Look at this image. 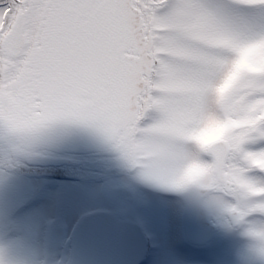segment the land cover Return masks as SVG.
<instances>
[{"label":"snow or ice","instance_id":"snow-or-ice-1","mask_svg":"<svg viewBox=\"0 0 264 264\" xmlns=\"http://www.w3.org/2000/svg\"><path fill=\"white\" fill-rule=\"evenodd\" d=\"M209 120L225 134L202 146ZM56 123L161 136L210 170L189 202L264 244V0H0V135Z\"/></svg>","mask_w":264,"mask_h":264},{"label":"flooded vegetation","instance_id":"flooded-vegetation-1","mask_svg":"<svg viewBox=\"0 0 264 264\" xmlns=\"http://www.w3.org/2000/svg\"><path fill=\"white\" fill-rule=\"evenodd\" d=\"M72 141L57 124L27 139L0 135V264H66L74 230L94 211L130 222L145 236L139 264H163L160 232L176 228L169 218L178 208L183 231L180 195L143 182L108 143L77 153L68 147ZM185 244L195 251L215 247ZM137 259L130 250L114 264Z\"/></svg>","mask_w":264,"mask_h":264},{"label":"water","instance_id":"water-1","mask_svg":"<svg viewBox=\"0 0 264 264\" xmlns=\"http://www.w3.org/2000/svg\"><path fill=\"white\" fill-rule=\"evenodd\" d=\"M57 131L64 137L73 136L68 147L77 152H94L105 142L93 130L72 123H56ZM185 204L184 232L186 240L197 246L206 245L216 236L214 227L207 213L197 208L188 199L181 196ZM133 224L97 211L85 217L75 229L70 256L66 264H114L119 254L130 251L132 244L137 247L145 244L140 233L134 231ZM125 252V253H124ZM131 264H137L132 262Z\"/></svg>","mask_w":264,"mask_h":264},{"label":"clouds","instance_id":"clouds-1","mask_svg":"<svg viewBox=\"0 0 264 264\" xmlns=\"http://www.w3.org/2000/svg\"><path fill=\"white\" fill-rule=\"evenodd\" d=\"M225 130V125L209 120L195 132L194 139L198 144L208 146L219 141ZM161 139V136H125L110 146L150 186L176 193L186 199L191 198L194 189L209 191L210 170L198 161H190L177 169L158 154L154 145Z\"/></svg>","mask_w":264,"mask_h":264},{"label":"rangeland","instance_id":"rangeland-1","mask_svg":"<svg viewBox=\"0 0 264 264\" xmlns=\"http://www.w3.org/2000/svg\"><path fill=\"white\" fill-rule=\"evenodd\" d=\"M213 217L214 224L220 227L214 240L215 247L195 251L185 244L181 208H178L175 216L169 218L176 228L169 226V233L160 232L164 244L163 264H264V253L261 252L264 244L246 235L244 228H229Z\"/></svg>","mask_w":264,"mask_h":264},{"label":"bare ground","instance_id":"bare-ground-1","mask_svg":"<svg viewBox=\"0 0 264 264\" xmlns=\"http://www.w3.org/2000/svg\"><path fill=\"white\" fill-rule=\"evenodd\" d=\"M214 217H212V219H213ZM70 250H71V247H70ZM132 253H136V256H137V261L136 262H138L139 261V253L141 254V253H143V251L139 248V247H137V245L136 244H132ZM69 256H70V253H69ZM132 262H135L134 260H132ZM131 262V263H132ZM135 262V263H136Z\"/></svg>","mask_w":264,"mask_h":264}]
</instances>
